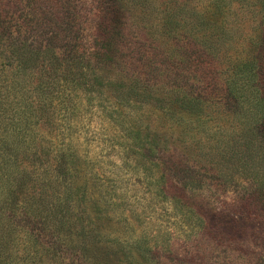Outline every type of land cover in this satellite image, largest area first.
<instances>
[{"label":"trees","instance_id":"1","mask_svg":"<svg viewBox=\"0 0 264 264\" xmlns=\"http://www.w3.org/2000/svg\"><path fill=\"white\" fill-rule=\"evenodd\" d=\"M0 264H264V0H0Z\"/></svg>","mask_w":264,"mask_h":264},{"label":"rangeland","instance_id":"2","mask_svg":"<svg viewBox=\"0 0 264 264\" xmlns=\"http://www.w3.org/2000/svg\"><path fill=\"white\" fill-rule=\"evenodd\" d=\"M176 246H178V244H176Z\"/></svg>","mask_w":264,"mask_h":264}]
</instances>
